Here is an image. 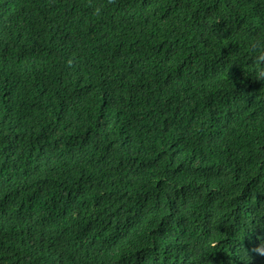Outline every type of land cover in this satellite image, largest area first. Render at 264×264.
<instances>
[{"label": "trees", "instance_id": "1", "mask_svg": "<svg viewBox=\"0 0 264 264\" xmlns=\"http://www.w3.org/2000/svg\"><path fill=\"white\" fill-rule=\"evenodd\" d=\"M92 4L0 0V264H264V0Z\"/></svg>", "mask_w": 264, "mask_h": 264}, {"label": "clouds", "instance_id": "2", "mask_svg": "<svg viewBox=\"0 0 264 264\" xmlns=\"http://www.w3.org/2000/svg\"><path fill=\"white\" fill-rule=\"evenodd\" d=\"M107 2L112 4L115 3V0H107ZM89 4L93 7L94 15L100 16L102 14V8L93 5L92 0H89ZM246 46L251 59L246 76L254 81L264 82V35L246 38ZM251 251L258 256L264 257V239H261V242ZM245 252L247 255L246 264H249L252 257L249 255L248 250L245 249Z\"/></svg>", "mask_w": 264, "mask_h": 264}]
</instances>
